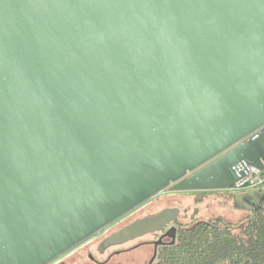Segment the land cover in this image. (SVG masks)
<instances>
[{
  "label": "water",
  "instance_id": "water-1",
  "mask_svg": "<svg viewBox=\"0 0 264 264\" xmlns=\"http://www.w3.org/2000/svg\"><path fill=\"white\" fill-rule=\"evenodd\" d=\"M251 165L264 0H0V264H47L161 193L230 190Z\"/></svg>",
  "mask_w": 264,
  "mask_h": 264
},
{
  "label": "flooded vegetation",
  "instance_id": "flooded-vegetation-1",
  "mask_svg": "<svg viewBox=\"0 0 264 264\" xmlns=\"http://www.w3.org/2000/svg\"><path fill=\"white\" fill-rule=\"evenodd\" d=\"M170 195L173 194L166 191L149 199L47 264H187V259L182 257L187 252L186 244L180 241L182 233L195 224L219 217L199 220L190 225L188 209L183 212L178 205L152 209ZM166 208H179L178 215L167 218L165 223L152 230L123 233L134 222L153 217ZM194 214L192 213V217ZM222 263L234 264L230 259L215 264Z\"/></svg>",
  "mask_w": 264,
  "mask_h": 264
},
{
  "label": "trees",
  "instance_id": "trees-1",
  "mask_svg": "<svg viewBox=\"0 0 264 264\" xmlns=\"http://www.w3.org/2000/svg\"><path fill=\"white\" fill-rule=\"evenodd\" d=\"M180 241L186 244L182 257L187 264H215L228 259L234 264L247 259L252 264H264V210H253L237 223L219 217L195 224L182 233Z\"/></svg>",
  "mask_w": 264,
  "mask_h": 264
},
{
  "label": "rangeland",
  "instance_id": "rangeland-1",
  "mask_svg": "<svg viewBox=\"0 0 264 264\" xmlns=\"http://www.w3.org/2000/svg\"><path fill=\"white\" fill-rule=\"evenodd\" d=\"M225 191L234 195V198L232 197L233 200H231V198H217L216 200H209L208 202H205L200 197V194H175L179 192H171L173 195L165 197L152 209L157 210L167 205H178L180 208H182L183 212L184 210L188 209L187 215L190 219V225H194L196 221L206 220L216 216H225L227 220L235 223L240 222L245 216L243 213L244 210L241 209V206L243 207L244 204L252 205L257 202L255 204L256 206L252 205L254 206L253 209L264 210V207L258 204V202H264V187L249 188L244 190L230 189L221 192ZM238 195L243 196H241L240 199H237ZM145 211H147V209H145ZM183 212L182 215H184ZM192 213H195V216L192 217ZM226 218L224 219L226 220Z\"/></svg>",
  "mask_w": 264,
  "mask_h": 264
},
{
  "label": "built area",
  "instance_id": "built-area-1",
  "mask_svg": "<svg viewBox=\"0 0 264 264\" xmlns=\"http://www.w3.org/2000/svg\"><path fill=\"white\" fill-rule=\"evenodd\" d=\"M264 187V169L248 166L246 173L234 183L231 190H244L249 188Z\"/></svg>",
  "mask_w": 264,
  "mask_h": 264
},
{
  "label": "crops",
  "instance_id": "crops-1",
  "mask_svg": "<svg viewBox=\"0 0 264 264\" xmlns=\"http://www.w3.org/2000/svg\"><path fill=\"white\" fill-rule=\"evenodd\" d=\"M221 191H224V190L200 191V193H197V194H200V197L205 202H208L209 200H216L217 198H219V199H222V198L223 199L224 198L229 199V198H231V200H233L234 195H232L231 193H227V191H225V192H221ZM241 196H243V195H238L237 199H240ZM255 204H252V205H255ZM258 204L264 207V202L263 203L258 202ZM252 205L251 204H244L243 207L241 206V209L244 210V212H243L244 215H245L244 217H246L253 210H255V209H253L254 206H252ZM217 217H222L223 219L226 218L225 216H217ZM226 220H227V218H226ZM228 221H230V220H228Z\"/></svg>",
  "mask_w": 264,
  "mask_h": 264
}]
</instances>
